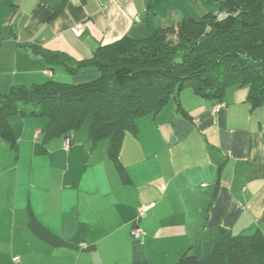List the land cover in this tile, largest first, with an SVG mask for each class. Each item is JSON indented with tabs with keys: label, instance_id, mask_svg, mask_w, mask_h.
Here are the masks:
<instances>
[{
	"label": "crops",
	"instance_id": "1",
	"mask_svg": "<svg viewBox=\"0 0 264 264\" xmlns=\"http://www.w3.org/2000/svg\"><path fill=\"white\" fill-rule=\"evenodd\" d=\"M188 1L0 0V94L53 77L29 46L88 60L127 36L215 12L198 0L187 14ZM79 23L84 32L76 36ZM71 74L79 84L95 73ZM249 93L231 86L217 99L186 89L178 101L138 117L116 159L107 137L91 141L89 123L67 150L45 116H11L10 137H0V264H131L140 252L157 264L164 245L175 254L160 264H174L220 228L264 234V104L254 107ZM142 206L149 210L139 218ZM33 219L72 243L82 227L81 243L93 248L53 246L31 228ZM135 226L144 238L133 239Z\"/></svg>",
	"mask_w": 264,
	"mask_h": 264
},
{
	"label": "trees",
	"instance_id": "2",
	"mask_svg": "<svg viewBox=\"0 0 264 264\" xmlns=\"http://www.w3.org/2000/svg\"><path fill=\"white\" fill-rule=\"evenodd\" d=\"M219 5V13L186 17L152 29L140 39L127 36L99 47L90 59L80 62L29 46L47 59L53 76L56 67L95 74L79 84L50 78L32 86H12L0 94V137H10L13 115L45 116L50 132L64 135L72 146L73 135L88 121L91 141L107 137L110 155L116 159L126 134L136 131V119L178 101L186 89L203 98L220 99L228 87L244 86L250 89L253 106L263 105L264 0H225ZM30 226L53 246L93 248L81 247L82 227L72 243L36 219ZM131 236L136 240L132 232ZM140 254L131 264H152ZM174 264H264V234L259 229L235 235L220 228L216 238L188 248Z\"/></svg>",
	"mask_w": 264,
	"mask_h": 264
},
{
	"label": "rangeland",
	"instance_id": "3",
	"mask_svg": "<svg viewBox=\"0 0 264 264\" xmlns=\"http://www.w3.org/2000/svg\"><path fill=\"white\" fill-rule=\"evenodd\" d=\"M208 2L212 5L211 7L209 6V7H207V8H209V10H211V11H215V12H213V13H219V11H220V5L218 6V8H215L214 6H215V4H214V2H213V0H208ZM188 3H190L191 4V6L189 5H187L186 7V9H190L189 11H188V13L187 14H189V13H192V12H194V11H196V9H198V0H189L188 1ZM214 4V5H213ZM220 4V3H219ZM200 6H202V5H200ZM186 9H181V10H186ZM204 11V10H203ZM204 12H207V11H204ZM187 14H185V15H182L183 17L184 16H186ZM166 15V14H165ZM196 16V15H195ZM166 17H168V20H171V18H172V15H168V16H166ZM200 16L199 15H197V17H194V18H199ZM162 18H164V19H166L164 16L162 17ZM186 18V17H185ZM149 34H150V32H149ZM168 37V36H167ZM173 36H171V38H172ZM55 74H54V76L52 77V78H55V79H57V80H59V81H63V82H69V83H72L73 82V79L75 78L74 77V75L75 74H71V73H69V72H65V70H63L62 68H59V67H56L55 68ZM10 90V89H9ZM218 107H220V106H217L216 108H218ZM219 109V108H218ZM88 124V121L84 124V126L82 127V128H84L85 129V127H86V125ZM77 132H79V131H77ZM76 132V133H77ZM133 229H134V227H133ZM144 234H143V236H142V238H144ZM142 238H140V239H142ZM165 247H167V249H166V251L164 252V249H162V250H160V251H157V254L155 255V257L156 258H154L155 260H156V263L157 264H160L161 263V261H166V263H168L169 262V260H170V258H171V256H172V254H175V250L172 248V247H169V245H164ZM164 246H161V247H164ZM169 248L171 249V250H169ZM176 249V248H175ZM167 253H170V255H169V259L165 256V254H167ZM180 257V256H179ZM178 257V258H179ZM158 261V262H157Z\"/></svg>",
	"mask_w": 264,
	"mask_h": 264
},
{
	"label": "built area",
	"instance_id": "4",
	"mask_svg": "<svg viewBox=\"0 0 264 264\" xmlns=\"http://www.w3.org/2000/svg\"><path fill=\"white\" fill-rule=\"evenodd\" d=\"M73 32L76 36H81L84 32V25L82 23H79L77 24L74 29H73ZM48 75L49 76H53V73L52 71H49L48 72ZM222 106V105H221ZM220 108V107H218ZM217 108V109H218ZM65 148L66 149H70L71 148V144H70V140L68 139L65 143ZM149 210V207L148 206H142L141 209H140V218H143V217H146L147 215V211ZM144 232L142 231V229L138 226H136L133 230H132V235L134 237H136V239H139L143 236ZM81 247L85 248L86 245L85 244H82ZM15 261L18 263L19 262V259L18 258H15Z\"/></svg>",
	"mask_w": 264,
	"mask_h": 264
}]
</instances>
